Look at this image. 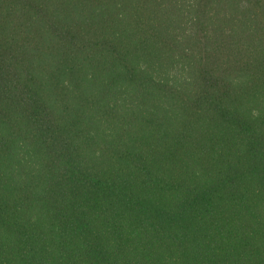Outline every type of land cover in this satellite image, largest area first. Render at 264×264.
Listing matches in <instances>:
<instances>
[{"label":"trees","instance_id":"1","mask_svg":"<svg viewBox=\"0 0 264 264\" xmlns=\"http://www.w3.org/2000/svg\"><path fill=\"white\" fill-rule=\"evenodd\" d=\"M0 264H264V0H0Z\"/></svg>","mask_w":264,"mask_h":264}]
</instances>
